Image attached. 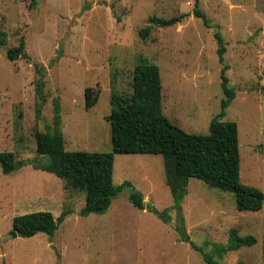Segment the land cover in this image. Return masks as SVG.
I'll return each instance as SVG.
<instances>
[{
  "label": "rangeland",
  "instance_id": "rangeland-1",
  "mask_svg": "<svg viewBox=\"0 0 264 264\" xmlns=\"http://www.w3.org/2000/svg\"><path fill=\"white\" fill-rule=\"evenodd\" d=\"M0 0V153L12 152L23 167L5 175L0 166V264H206L191 242L219 264H263L264 204L239 212L234 194L190 179L174 210L161 155H115L113 181L130 182L146 210L135 208L126 189L103 215L82 217L85 194L54 174L35 169L37 133H47L59 100L66 150L111 152L112 91L132 93V73L145 59L160 68L164 115L189 134L206 135L221 112L224 92L214 38L227 45L229 87L236 97L222 121L238 124L241 183L264 194V0H200L211 28L195 18L194 0ZM185 16L169 28L140 31L152 17ZM24 38L25 55L9 49ZM43 68L41 119L36 82ZM99 92L87 109L85 89ZM169 211V222L149 210ZM72 212L54 235L11 239L13 219L35 212ZM257 243L228 249L231 232Z\"/></svg>",
  "mask_w": 264,
  "mask_h": 264
},
{
  "label": "trees",
  "instance_id": "trees-1",
  "mask_svg": "<svg viewBox=\"0 0 264 264\" xmlns=\"http://www.w3.org/2000/svg\"><path fill=\"white\" fill-rule=\"evenodd\" d=\"M195 1L194 16L202 20L207 28H211L210 20L200 9V0ZM37 0H31V9L36 8ZM185 16L170 19L152 17L148 25L140 31V37L146 40L153 26L169 28L179 24ZM214 38L217 42V54L221 68V87L224 99L221 112L211 120L209 133L206 135L189 134L174 125L163 113L162 78L160 68L142 59L132 73V93L129 96L118 95L112 91L111 113L105 119L111 125V152H69L66 150L59 100H54V118L52 127L47 133H37V154L46 158V162L37 160L33 166L37 170L54 174L62 179L72 190L85 194V207L80 211L82 217L91 214H105L114 199L129 189L130 203L139 210H146L143 195L135 190L130 182L116 186L113 181L115 155H161L164 161L168 185L174 198V210L180 211V203L188 194L190 179H197L211 188L234 194L236 208L239 212H260L264 204V194L241 183L240 179V142L238 124L222 121L226 110L236 97L234 89L229 87L227 72V45L216 27ZM4 45L0 38V46ZM25 55L24 38L20 45L11 48L7 57L14 62ZM43 68H38L40 76L36 82V94L39 103L36 109L37 119H41L43 105L47 98L44 93ZM99 100V92L94 88L85 89V106L94 107ZM0 166L5 175L13 174L23 167L12 152L0 153ZM149 210L163 221L169 222V211L159 212L155 208ZM72 212L63 211L59 217L51 212H35L17 216L13 219L11 239L33 238L38 234L52 236L60 228ZM184 241L199 252L206 264H219V261L208 255L201 247L191 242L185 230L180 231ZM257 243L253 236H239L232 231L227 248L222 247L220 253L226 254L228 249L252 246ZM264 264V239H263Z\"/></svg>",
  "mask_w": 264,
  "mask_h": 264
}]
</instances>
